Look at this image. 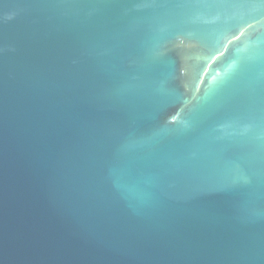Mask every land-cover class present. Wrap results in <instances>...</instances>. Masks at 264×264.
Returning a JSON list of instances; mask_svg holds the SVG:
<instances>
[{"label":"water","instance_id":"water-1","mask_svg":"<svg viewBox=\"0 0 264 264\" xmlns=\"http://www.w3.org/2000/svg\"><path fill=\"white\" fill-rule=\"evenodd\" d=\"M0 264H264V0H0Z\"/></svg>","mask_w":264,"mask_h":264}]
</instances>
